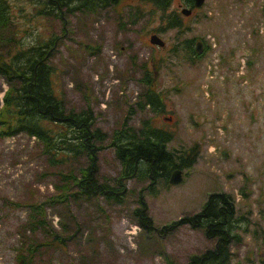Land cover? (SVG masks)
<instances>
[{
  "label": "rangeland",
  "instance_id": "374dc122",
  "mask_svg": "<svg viewBox=\"0 0 264 264\" xmlns=\"http://www.w3.org/2000/svg\"><path fill=\"white\" fill-rule=\"evenodd\" d=\"M11 1L17 26L30 29L24 46L56 37L55 89L67 107L92 110L93 129L107 136L92 165L85 155L54 164L33 136L0 134V264L20 257L28 264H184L215 240L187 223L163 225L198 211L213 191L230 193L245 216L233 228L239 237L226 264H264V0H205L189 16L181 12L186 0H172L166 12L148 3L136 11L138 1L123 0L65 20L37 14L35 0ZM168 12L181 14L183 25H169ZM153 34L165 44H153ZM194 36L203 53L190 60L184 40ZM146 68L164 111L143 105ZM6 88L0 76V105ZM146 118L174 132L167 148L176 154L197 146L191 165L169 171L182 169V184L165 174L120 175L110 135ZM87 168L104 188L125 190L122 203L98 190L70 195L78 187L69 174L81 178ZM142 200L152 221L146 229L135 211Z\"/></svg>",
  "mask_w": 264,
  "mask_h": 264
},
{
  "label": "trees",
  "instance_id": "16d2710c",
  "mask_svg": "<svg viewBox=\"0 0 264 264\" xmlns=\"http://www.w3.org/2000/svg\"><path fill=\"white\" fill-rule=\"evenodd\" d=\"M35 1L37 14L57 16L65 20L69 13L76 10L97 12L116 6L123 0ZM136 1L139 2L135 4L136 11L148 3L166 12L172 3V0ZM188 3L194 6L193 1L188 0ZM128 4L133 6L132 2ZM166 21L171 26L181 27L183 16L168 12ZM29 33L30 29L17 26L12 1L0 0V76L7 84L0 105V134L11 136L25 132L33 136L42 144V151L54 164L66 163L70 159L75 161L85 155L94 165L95 153L102 147L97 142L104 141L107 135H100L98 129H93L95 116L92 110L84 108L85 110L77 111L67 107L60 89H55L50 57L56 37L24 46L22 37ZM195 38L194 36L184 40L185 52L187 53V50L192 52L190 60L201 57L203 53L195 51ZM143 76L147 77L148 85V89L141 92L144 107L149 106L153 111H164L165 103L154 86L153 74L146 68ZM173 138L172 130L153 125L149 118L143 119L139 127L123 124L121 128L114 130L110 135L109 145L114 148L121 163L120 175L128 179L133 176L143 178L165 174L166 178H169V171L173 168L191 165L199 153L197 146L189 148L185 153H182L184 149L179 150V154H176L177 151L167 148V144ZM86 171L85 173V170H82L81 178H77V174H69L73 176L72 185L78 187V190L72 191L70 195L75 196L77 193L90 195L98 190L106 199L122 203L125 190L119 191L118 187L106 189L105 183L95 180L94 169L87 168ZM135 211L138 215V224L145 229L149 228L152 221L145 210L143 200ZM244 219L245 216L237 215L233 196L225 191H216L209 194L198 212L182 215L178 220L166 223L163 227L173 229L175 225L187 223L204 229L207 237L215 240L214 247L190 255L184 264H226L230 256L229 246L239 237L233 228Z\"/></svg>",
  "mask_w": 264,
  "mask_h": 264
},
{
  "label": "water",
  "instance_id": "95a60500",
  "mask_svg": "<svg viewBox=\"0 0 264 264\" xmlns=\"http://www.w3.org/2000/svg\"><path fill=\"white\" fill-rule=\"evenodd\" d=\"M195 1V4L197 6L201 5L203 3L204 0H194ZM183 12L185 14H189L190 13V10L189 9H186L184 8L183 9ZM152 41L153 42H158L160 44H163V42L157 37V36H152ZM202 49H203V46H202V43L200 41L197 42V46H196V50L197 52H202ZM182 180V172L181 170L179 169H175L171 176H170V179H169V182L172 183V184H178L180 183V181ZM20 264H23V260H20Z\"/></svg>",
  "mask_w": 264,
  "mask_h": 264
}]
</instances>
